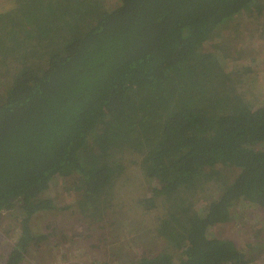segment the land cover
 Masks as SVG:
<instances>
[{
  "label": "trees",
  "instance_id": "trees-1",
  "mask_svg": "<svg viewBox=\"0 0 264 264\" xmlns=\"http://www.w3.org/2000/svg\"><path fill=\"white\" fill-rule=\"evenodd\" d=\"M105 1L0 0V57L17 64L0 82V213L21 219L4 264L20 263L31 217L54 207L40 196L55 177L75 175L95 203L133 178L126 153L153 185L137 202L175 209L165 250L127 264H251L212 230L238 202L264 208V92L243 95L250 67L203 48L258 0ZM219 181L217 199L189 207L183 195Z\"/></svg>",
  "mask_w": 264,
  "mask_h": 264
},
{
  "label": "rangeland",
  "instance_id": "rangeland-1",
  "mask_svg": "<svg viewBox=\"0 0 264 264\" xmlns=\"http://www.w3.org/2000/svg\"><path fill=\"white\" fill-rule=\"evenodd\" d=\"M118 1L105 2L114 7ZM258 2L250 12L240 14L223 27L217 37L208 39L203 48L225 56L229 70L250 67L244 82L239 83L240 92L246 96L264 92V0ZM237 54H242V58L237 59ZM16 67L12 55L0 57V82ZM133 156L123 155L127 172L133 178L128 176L127 183L116 182L112 191L95 203H85L81 193L72 188L75 175L55 177L40 196L50 199L54 207L31 217L33 238L19 264H127L143 254L165 250L167 236L161 222L175 209L160 196L155 198L152 209L137 202L150 196L153 185L139 164H132ZM204 185L183 195L189 207L200 211L222 192L221 181ZM236 205L232 220L212 231L233 239L251 264H264V208L242 201ZM20 220L18 211L0 213V264H4L18 242Z\"/></svg>",
  "mask_w": 264,
  "mask_h": 264
}]
</instances>
